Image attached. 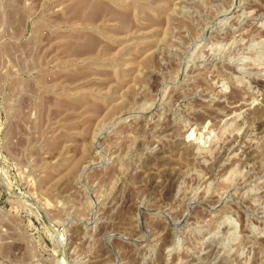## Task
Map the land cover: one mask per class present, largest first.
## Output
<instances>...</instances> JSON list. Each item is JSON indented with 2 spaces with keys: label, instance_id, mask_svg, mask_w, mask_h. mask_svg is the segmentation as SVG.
<instances>
[{
  "label": "rangeland",
  "instance_id": "obj_1",
  "mask_svg": "<svg viewBox=\"0 0 264 264\" xmlns=\"http://www.w3.org/2000/svg\"><path fill=\"white\" fill-rule=\"evenodd\" d=\"M0 264H264V0H0Z\"/></svg>",
  "mask_w": 264,
  "mask_h": 264
},
{
  "label": "bare ground",
  "instance_id": "obj_2",
  "mask_svg": "<svg viewBox=\"0 0 264 264\" xmlns=\"http://www.w3.org/2000/svg\"><path fill=\"white\" fill-rule=\"evenodd\" d=\"M62 237V236H61ZM61 239V238H60Z\"/></svg>",
  "mask_w": 264,
  "mask_h": 264
},
{
  "label": "water",
  "instance_id": "obj_3",
  "mask_svg": "<svg viewBox=\"0 0 264 264\" xmlns=\"http://www.w3.org/2000/svg\"><path fill=\"white\" fill-rule=\"evenodd\" d=\"M57 231V230H56Z\"/></svg>",
  "mask_w": 264,
  "mask_h": 264
}]
</instances>
